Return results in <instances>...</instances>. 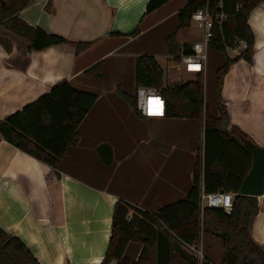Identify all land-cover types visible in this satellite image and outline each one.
Segmentation results:
<instances>
[{
  "label": "crops",
  "instance_id": "0c3cea01",
  "mask_svg": "<svg viewBox=\"0 0 264 264\" xmlns=\"http://www.w3.org/2000/svg\"><path fill=\"white\" fill-rule=\"evenodd\" d=\"M149 1L33 0L18 14L19 20L69 42L39 51H29L27 40L0 26L1 121L64 80L98 95L79 127L78 145L69 149L57 170L59 177L0 138V228L21 239L40 264H100L118 200L154 214L185 200L193 187L204 153L203 122L143 117L136 108V60L152 55L162 67L163 56L167 73L175 56L165 39L176 34L180 47L192 48L200 33L189 41L178 29L177 15L186 0H170L147 13ZM248 24L255 35L252 62L227 50L228 57L230 52L235 55L230 59H239L224 77L221 96L229 105L235 137L242 142L244 134L264 148V0L254 5ZM219 54L210 48L208 56L217 70L224 64ZM208 68L209 63L206 73ZM214 107L211 112L219 117ZM252 163L253 159L251 169ZM233 167H245L237 154ZM257 198L259 209L250 234L264 250V193ZM158 230L171 243V264L193 263L189 245L164 225ZM203 239L207 261L221 264L223 241L209 233ZM135 245L128 251L138 257L142 245ZM151 261L157 264L156 247Z\"/></svg>",
  "mask_w": 264,
  "mask_h": 264
},
{
  "label": "trees",
  "instance_id": "16d2710c",
  "mask_svg": "<svg viewBox=\"0 0 264 264\" xmlns=\"http://www.w3.org/2000/svg\"><path fill=\"white\" fill-rule=\"evenodd\" d=\"M33 0H0V26L29 42V51L69 43L58 35L47 34L41 28H32L19 20L18 14ZM170 0H150L151 13ZM186 6L177 15L178 29L188 28L192 14L203 7V0H186ZM259 0H224L227 16L222 28L217 27L210 48L222 53L226 60L216 72L214 105L220 112L216 117L205 102L204 78L201 74L185 83L167 85L163 68L152 55H141L136 60L137 87L155 90L166 100L169 118L204 120V155L195 168L193 187L185 200L163 207L154 214L142 211L123 200H118L114 213L108 250L100 264H151V253L158 250L157 264H171V243L159 230L164 225L171 234L187 245H194L202 234H212L224 243L221 264H264V250L250 234L253 218L259 209L257 197L240 194L244 178L251 169V153L234 135L236 127L230 120L229 105L221 96L223 80L234 61L243 58L252 62L255 35L248 24L252 8ZM212 11H218V0H211ZM239 41L247 49L234 60L227 54ZM168 52L179 60L181 52L190 53L191 46L180 47L176 34L165 39ZM121 94L133 106L130 96ZM98 99V95L79 90L68 80L55 84L50 92L23 110L0 120V137L21 151L49 166L54 177L70 148L79 143V127ZM232 128V132H230ZM235 154L244 160L245 167L234 169ZM207 193L219 190L235 194L231 213L222 209H205L201 214L200 188ZM165 240V241H162ZM165 242V243H163ZM142 245L138 257L128 247ZM0 264H40L30 249L16 236L0 228ZM196 264L193 259V263ZM204 264H211L205 260Z\"/></svg>",
  "mask_w": 264,
  "mask_h": 264
},
{
  "label": "built area",
  "instance_id": "2783aa9c",
  "mask_svg": "<svg viewBox=\"0 0 264 264\" xmlns=\"http://www.w3.org/2000/svg\"><path fill=\"white\" fill-rule=\"evenodd\" d=\"M203 1V7L195 11L191 16V23L196 24L200 30V38L193 44L190 53H182L179 56L177 69L180 70L182 68L181 66H184L186 72L196 75L201 74L204 78L206 76L208 55L215 29L217 27L222 28L227 21V16L223 12L224 0H218V11L216 12L212 11L211 0ZM238 45L239 47L228 48L227 50H233L238 55H241L242 51L247 49V43L239 41ZM239 48H242V51H239ZM172 60L175 61L176 58L172 57ZM136 108L145 118H161L166 114V100L155 90L140 87L136 92ZM202 122L204 127V120ZM234 197V193L222 190L207 193L202 184L199 195L201 214H203L205 209L208 208L222 209L226 213H231L234 207ZM203 238L204 234H202L200 240H198L196 244L189 245L197 261L196 264H204L206 260L203 248Z\"/></svg>",
  "mask_w": 264,
  "mask_h": 264
},
{
  "label": "rangeland",
  "instance_id": "374dc122",
  "mask_svg": "<svg viewBox=\"0 0 264 264\" xmlns=\"http://www.w3.org/2000/svg\"><path fill=\"white\" fill-rule=\"evenodd\" d=\"M181 30H182L183 36H185V39H187L189 41L194 40L197 36H199V33H200V30L198 29V27L194 23H191V25L188 28L181 29ZM234 56H235L234 53H232V52L229 53L230 58H232ZM218 57L222 58L221 63L225 62V58H224L223 54L220 53ZM160 61H161V65L164 69V73H165L164 80H165L166 84H168V85L180 84L181 85V84L187 83L192 78H194V74L186 72V70L184 69V66H181L182 68L180 70H178L177 69L178 63L176 61H171L169 63L170 67L168 69V72L166 73V67H167L166 58H164L163 56H160ZM208 63H209V68H208V71L206 73V76L204 77L205 102H206V104H208L210 111L213 112L215 109L214 100H215L216 70L217 69L215 67L216 61L214 60V58H212V56L210 57V59L208 56ZM133 246H136V245L133 244ZM203 248H204V255H205V259H206L204 239H203ZM190 251L192 252L191 254L193 256V259L197 263L194 255H193V251L192 250H190ZM151 264H153L152 261H151Z\"/></svg>",
  "mask_w": 264,
  "mask_h": 264
},
{
  "label": "water",
  "instance_id": "95a60500",
  "mask_svg": "<svg viewBox=\"0 0 264 264\" xmlns=\"http://www.w3.org/2000/svg\"><path fill=\"white\" fill-rule=\"evenodd\" d=\"M244 147L251 153L252 169L244 178L240 188L241 195L260 197L264 193V148L249 140L243 141Z\"/></svg>",
  "mask_w": 264,
  "mask_h": 264
}]
</instances>
